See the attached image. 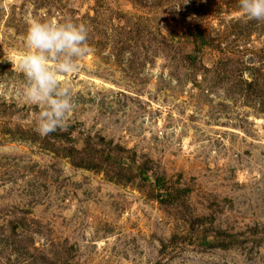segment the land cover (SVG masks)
Masks as SVG:
<instances>
[{
	"label": "rangeland",
	"instance_id": "obj_1",
	"mask_svg": "<svg viewBox=\"0 0 264 264\" xmlns=\"http://www.w3.org/2000/svg\"><path fill=\"white\" fill-rule=\"evenodd\" d=\"M32 17L89 28L43 137L17 66ZM88 139L143 175L76 165ZM0 264H264V21L237 0H0Z\"/></svg>",
	"mask_w": 264,
	"mask_h": 264
},
{
	"label": "clouds",
	"instance_id": "obj_2",
	"mask_svg": "<svg viewBox=\"0 0 264 264\" xmlns=\"http://www.w3.org/2000/svg\"><path fill=\"white\" fill-rule=\"evenodd\" d=\"M238 9L248 19L264 21V0H237ZM24 51L17 66L24 77L22 96L39 111L34 122L40 136L64 127L73 107L72 86L61 80L77 70V61L88 52L89 28L71 18L26 20Z\"/></svg>",
	"mask_w": 264,
	"mask_h": 264
},
{
	"label": "trees",
	"instance_id": "obj_3",
	"mask_svg": "<svg viewBox=\"0 0 264 264\" xmlns=\"http://www.w3.org/2000/svg\"><path fill=\"white\" fill-rule=\"evenodd\" d=\"M189 37L192 38L196 47H200L201 45H204L207 42L203 34L191 33ZM95 144L96 145L102 144L105 146V148H107L105 144L112 145L110 142L106 141L104 138H99V140ZM105 148H102L103 150H100L97 147H94V145L88 139L85 142L83 149H81L80 151L74 149V151H76L77 154H80V155H83V157H86L89 163V166L84 165V164H76V165L80 167H87V168L88 167L90 168L98 167V166H94L95 164L93 162L94 156L98 155L102 160L99 162L101 163L100 165H102V163H105L107 164V167H111L112 169H116L117 171H120L118 172V174H116L117 176H119L121 172L128 173V177H129V180H127L128 183L133 182L132 180L139 178V176L143 175V172L145 171L146 166L145 164L144 165L137 164V159H136L137 156H136L135 151L124 148L118 144L114 145L113 148L110 147L108 151H106ZM112 149L116 150V152H111ZM126 160H128L130 164L127 163ZM91 164L92 166H90ZM156 186H158V189L167 187L164 184V178L162 175L156 178ZM165 192L167 193L168 196H171V191L168 188H165ZM165 200H162V201H165Z\"/></svg>",
	"mask_w": 264,
	"mask_h": 264
}]
</instances>
